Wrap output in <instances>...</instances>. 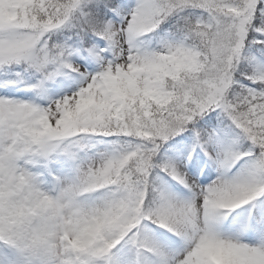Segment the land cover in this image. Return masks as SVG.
I'll return each mask as SVG.
<instances>
[{
  "label": "snow or ice",
  "instance_id": "6c2138e0",
  "mask_svg": "<svg viewBox=\"0 0 264 264\" xmlns=\"http://www.w3.org/2000/svg\"><path fill=\"white\" fill-rule=\"evenodd\" d=\"M0 264H264V0H0Z\"/></svg>",
  "mask_w": 264,
  "mask_h": 264
}]
</instances>
